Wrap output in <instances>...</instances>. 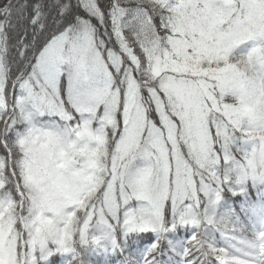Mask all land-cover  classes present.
<instances>
[{
  "label": "snow or ice",
  "instance_id": "1",
  "mask_svg": "<svg viewBox=\"0 0 264 264\" xmlns=\"http://www.w3.org/2000/svg\"><path fill=\"white\" fill-rule=\"evenodd\" d=\"M0 264H264V0H0Z\"/></svg>",
  "mask_w": 264,
  "mask_h": 264
}]
</instances>
